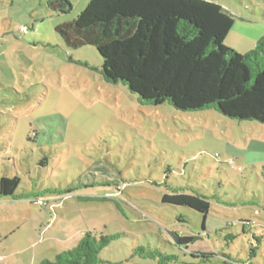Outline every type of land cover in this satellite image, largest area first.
I'll use <instances>...</instances> for the list:
<instances>
[{"label": "rangeland", "instance_id": "obj_1", "mask_svg": "<svg viewBox=\"0 0 264 264\" xmlns=\"http://www.w3.org/2000/svg\"><path fill=\"white\" fill-rule=\"evenodd\" d=\"M50 1L0 0V179H22L0 197V264L54 261L86 232L119 236L99 264H264V125L142 104L103 79L96 48L56 33L92 0ZM206 1L234 19L227 47L255 49L264 0ZM174 190L210 199L206 221L164 204ZM172 234L199 240L184 252Z\"/></svg>", "mask_w": 264, "mask_h": 264}, {"label": "trees", "instance_id": "obj_2", "mask_svg": "<svg viewBox=\"0 0 264 264\" xmlns=\"http://www.w3.org/2000/svg\"><path fill=\"white\" fill-rule=\"evenodd\" d=\"M49 6L72 9L67 0H52ZM233 26L222 5L206 0H92L75 20L55 30L69 49L96 48L103 79L124 84L144 105L168 103L181 112L215 110L231 120L264 125V37L242 55L225 45ZM38 137L33 131L28 139ZM21 183L18 175L2 177L0 197H16ZM39 201L48 207L49 202ZM162 202L199 212L205 221L212 209L210 199L179 190L164 194ZM203 227L209 231L205 223ZM118 237L86 232L74 249L41 264H99L102 252ZM172 237L184 252L199 240ZM254 237L260 245L261 238ZM191 255L204 261L215 256ZM223 258L225 264L233 263L230 256Z\"/></svg>", "mask_w": 264, "mask_h": 264}, {"label": "crops", "instance_id": "obj_3", "mask_svg": "<svg viewBox=\"0 0 264 264\" xmlns=\"http://www.w3.org/2000/svg\"><path fill=\"white\" fill-rule=\"evenodd\" d=\"M261 15L264 18V11H262V14ZM258 23H260V22H258ZM261 24H262V26H261L262 29L256 34L257 36L255 37V40L252 43L253 45H257V43L259 42V40L264 37V22H262Z\"/></svg>", "mask_w": 264, "mask_h": 264}, {"label": "built area", "instance_id": "obj_4", "mask_svg": "<svg viewBox=\"0 0 264 264\" xmlns=\"http://www.w3.org/2000/svg\"><path fill=\"white\" fill-rule=\"evenodd\" d=\"M40 204L42 205V202H40Z\"/></svg>", "mask_w": 264, "mask_h": 264}]
</instances>
